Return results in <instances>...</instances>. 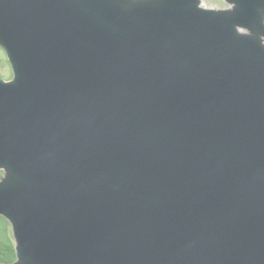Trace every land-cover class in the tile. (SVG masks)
<instances>
[{
    "label": "water",
    "instance_id": "water-1",
    "mask_svg": "<svg viewBox=\"0 0 264 264\" xmlns=\"http://www.w3.org/2000/svg\"><path fill=\"white\" fill-rule=\"evenodd\" d=\"M227 1L0 0L14 264H264V0Z\"/></svg>",
    "mask_w": 264,
    "mask_h": 264
},
{
    "label": "rangeland",
    "instance_id": "rangeland-1",
    "mask_svg": "<svg viewBox=\"0 0 264 264\" xmlns=\"http://www.w3.org/2000/svg\"><path fill=\"white\" fill-rule=\"evenodd\" d=\"M200 5L206 8L212 9H225L230 8L229 4L224 0H200ZM0 77L3 79H10L12 77V71L9 67L8 60L4 51L0 50ZM4 171L0 169V179L2 178ZM11 225L7 219L0 215V262H11L13 253L8 246L11 241Z\"/></svg>",
    "mask_w": 264,
    "mask_h": 264
}]
</instances>
